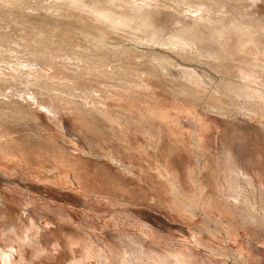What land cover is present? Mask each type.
Returning <instances> with one entry per match:
<instances>
[{
    "label": "rangeland",
    "instance_id": "obj_1",
    "mask_svg": "<svg viewBox=\"0 0 264 264\" xmlns=\"http://www.w3.org/2000/svg\"><path fill=\"white\" fill-rule=\"evenodd\" d=\"M261 35L264 0H0V264H264Z\"/></svg>",
    "mask_w": 264,
    "mask_h": 264
},
{
    "label": "bare ground",
    "instance_id": "obj_2",
    "mask_svg": "<svg viewBox=\"0 0 264 264\" xmlns=\"http://www.w3.org/2000/svg\"><path fill=\"white\" fill-rule=\"evenodd\" d=\"M240 9H241V8H240ZM244 9H245V8H244ZM244 9H243V10H244ZM98 10H99V9H98ZM242 13H243V12H242ZM240 14H241V13H240ZM101 17H102V16H101ZM95 18H96V17H95ZM118 19H119V18H118ZM225 19H227V18H225ZM101 20H102V19H101ZM209 21H210V20H209ZM254 21H255V20H254ZM224 22H225V21H224ZM224 22H221V23H224ZM247 22H248L251 26L254 25V24H253L254 22H252V23H250L251 21H247ZM221 23H220V25L218 24L219 26L217 25V26L220 28V30L217 31V32H221V29H222L221 27H226V26H228V24H227V25H223V24H221ZM231 26H232V25H231ZM256 26H257V25H256ZM260 26H261V25H260ZM218 27H217V28H218ZM240 27H242V26L240 25ZM250 28H251V27H249V30H250ZM253 28H255V27H253ZM235 29H236V28H235ZM255 29H256V28H255ZM259 29H260V28H259ZM259 29H258V30H259ZM238 30H239V31H238ZM238 30H237L238 32H237V31L235 32V33H236V37L250 36V35H245V32H246V31H245L243 28H240V29H238ZM251 30H252V28H251ZM253 30H254V29H253ZM262 30H263V29H262ZM224 32H225V31H224ZM233 32H234V31H233ZM262 32H263V31H262ZM200 33H201V32H200ZM202 33H203V32H202ZM257 33H258V32H257ZM260 34H261V32H260ZM260 34H259V36H260ZM262 34H263V33H262ZM254 36H255V34H254ZM261 36L264 37L263 35H261ZM250 37H253V36H250ZM262 41H263V40H262ZM198 73H199V72H198ZM10 76L15 77V76L12 75V74L8 76V74H5V72H3V71L0 70V81H1V80H5V81H7V80H8V77H10ZM247 76H248V75H247ZM198 77H199V76H198ZM248 78H249V77H248ZM245 80H246V79H244V81H245ZM5 81H4V82H5ZM246 82H247V81H246ZM246 82H245V83H246ZM249 82H251V81H249ZM253 82H254V81H253ZM251 84H252V82H251ZM243 85H244V84H243ZM253 86H254V85H253ZM253 86L250 85V84L247 85V86L244 85V87H248V88H250V89L253 88ZM220 87H221V86H220ZM235 87H236V86H235ZM240 87H241V86H240ZM217 89H218V88H217ZM246 90H247V89H246ZM246 90H245V91H246ZM215 92H217V91L215 90ZM244 94H245V93H244ZM239 95H240V93H239ZM248 95H249V94H248ZM248 95H247V96H248ZM249 97H251V96H249ZM232 149H233V148H232ZM231 151H232V150H231ZM231 151H230V152H231ZM232 152H233V151H232ZM232 155H234V153H232ZM235 155H236V154H235ZM241 174H242V173H241ZM238 181H239V180H238ZM162 264H178V262H177V260H176L175 258H169V259H165L164 261H162Z\"/></svg>",
    "mask_w": 264,
    "mask_h": 264
}]
</instances>
